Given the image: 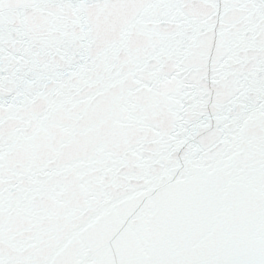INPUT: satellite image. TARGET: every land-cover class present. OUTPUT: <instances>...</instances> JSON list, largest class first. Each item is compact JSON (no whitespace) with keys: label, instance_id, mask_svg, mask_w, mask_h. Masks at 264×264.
I'll list each match as a JSON object with an SVG mask.
<instances>
[{"label":"snow or ice","instance_id":"6c2138e0","mask_svg":"<svg viewBox=\"0 0 264 264\" xmlns=\"http://www.w3.org/2000/svg\"><path fill=\"white\" fill-rule=\"evenodd\" d=\"M0 264H264V0H0Z\"/></svg>","mask_w":264,"mask_h":264}]
</instances>
